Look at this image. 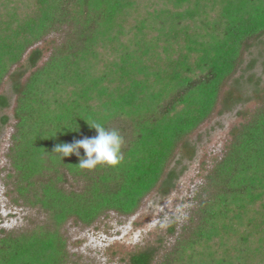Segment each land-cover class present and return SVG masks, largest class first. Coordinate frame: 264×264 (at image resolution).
Returning a JSON list of instances; mask_svg holds the SVG:
<instances>
[{"label": "trees", "instance_id": "1", "mask_svg": "<svg viewBox=\"0 0 264 264\" xmlns=\"http://www.w3.org/2000/svg\"><path fill=\"white\" fill-rule=\"evenodd\" d=\"M52 35L60 41L39 64L36 45ZM263 76L264 0H0V130L14 103L6 158L16 202L45 215L0 236V264H68V220L130 216L156 187L169 193L178 165L195 156L188 136L218 104L219 114L246 118L182 233L164 253L148 247L128 264H264ZM93 122L122 136L118 166L82 170L77 156L62 162L54 152L97 135Z\"/></svg>", "mask_w": 264, "mask_h": 264}, {"label": "rangeland", "instance_id": "2", "mask_svg": "<svg viewBox=\"0 0 264 264\" xmlns=\"http://www.w3.org/2000/svg\"><path fill=\"white\" fill-rule=\"evenodd\" d=\"M59 38L52 35L36 45L43 50V59L39 64L48 58ZM255 71L262 75L259 63ZM240 73L241 70H238L236 75ZM261 87L264 88V82ZM5 90H8V79L0 87V94ZM227 90L228 86L222 89L220 99ZM14 105L12 103L5 110L10 120L0 130V236L25 231L45 222L42 212L24 206L19 199L16 202L18 197L14 192L12 168L6 158L15 123L12 119ZM257 105V101H250L242 111L250 114ZM220 106L218 104L210 117L188 136L196 146L195 156L184 159L178 165L179 177L173 190L162 195L159 186L156 187L130 216L109 212L90 226L72 219L63 225L60 232L70 256L68 264H128V257L135 252L155 247L162 254L174 244L196 207L194 197L200 191L205 175L222 157L230 140V130L246 118L237 116L236 112L219 114ZM171 227L175 228L173 234L168 232Z\"/></svg>", "mask_w": 264, "mask_h": 264}, {"label": "clouds", "instance_id": "3", "mask_svg": "<svg viewBox=\"0 0 264 264\" xmlns=\"http://www.w3.org/2000/svg\"><path fill=\"white\" fill-rule=\"evenodd\" d=\"M88 126L95 130L97 135L75 140L71 144H59L55 147L54 152L61 154V160L75 155L79 158L78 166L82 170H94L97 166H118L122 159L121 146L123 138L115 129L107 130L101 123H87ZM78 132V130H70ZM83 150L84 155L81 156Z\"/></svg>", "mask_w": 264, "mask_h": 264}]
</instances>
